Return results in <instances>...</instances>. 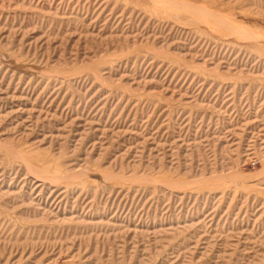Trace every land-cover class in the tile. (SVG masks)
<instances>
[{"label":"rangeland","instance_id":"rangeland-1","mask_svg":"<svg viewBox=\"0 0 264 264\" xmlns=\"http://www.w3.org/2000/svg\"><path fill=\"white\" fill-rule=\"evenodd\" d=\"M0 264H264V0H0Z\"/></svg>","mask_w":264,"mask_h":264}]
</instances>
